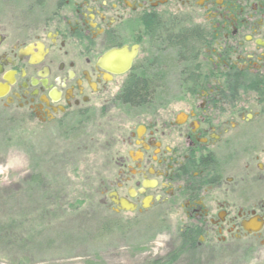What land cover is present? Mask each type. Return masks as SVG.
Instances as JSON below:
<instances>
[{
	"label": "flooded vegetation",
	"instance_id": "1",
	"mask_svg": "<svg viewBox=\"0 0 264 264\" xmlns=\"http://www.w3.org/2000/svg\"><path fill=\"white\" fill-rule=\"evenodd\" d=\"M0 120L110 142L105 263L264 251V0H0Z\"/></svg>",
	"mask_w": 264,
	"mask_h": 264
},
{
	"label": "rangeland",
	"instance_id": "2",
	"mask_svg": "<svg viewBox=\"0 0 264 264\" xmlns=\"http://www.w3.org/2000/svg\"><path fill=\"white\" fill-rule=\"evenodd\" d=\"M107 124L103 133L112 129ZM50 132L0 120V264H110L98 254H113L124 231L113 236V212L99 205L101 183L110 175L102 151L110 142L95 129L66 139ZM157 228L151 224L149 235ZM130 233L145 238L143 227ZM159 244L157 238L154 250ZM126 251L118 249L123 264ZM215 264H264V251L230 254Z\"/></svg>",
	"mask_w": 264,
	"mask_h": 264
},
{
	"label": "trees",
	"instance_id": "3",
	"mask_svg": "<svg viewBox=\"0 0 264 264\" xmlns=\"http://www.w3.org/2000/svg\"><path fill=\"white\" fill-rule=\"evenodd\" d=\"M5 233L9 234V232H5Z\"/></svg>",
	"mask_w": 264,
	"mask_h": 264
}]
</instances>
